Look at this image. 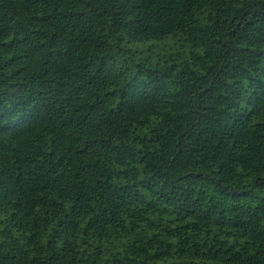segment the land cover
Segmentation results:
<instances>
[{
  "label": "trees",
  "instance_id": "trees-1",
  "mask_svg": "<svg viewBox=\"0 0 264 264\" xmlns=\"http://www.w3.org/2000/svg\"><path fill=\"white\" fill-rule=\"evenodd\" d=\"M0 264H264V0H0Z\"/></svg>",
  "mask_w": 264,
  "mask_h": 264
},
{
  "label": "rangeland",
  "instance_id": "rangeland-1",
  "mask_svg": "<svg viewBox=\"0 0 264 264\" xmlns=\"http://www.w3.org/2000/svg\"><path fill=\"white\" fill-rule=\"evenodd\" d=\"M174 42H177L176 40L169 39L165 41V47L170 48L171 46H175ZM160 47H164L163 43H158ZM159 47V48H160ZM130 227L129 222H123L122 224H119L118 226H111L104 236V243L108 250H114L120 247L121 244H125L128 240H130L131 235L129 233Z\"/></svg>",
  "mask_w": 264,
  "mask_h": 264
}]
</instances>
